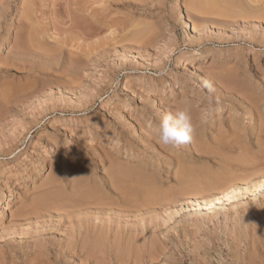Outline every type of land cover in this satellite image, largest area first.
Wrapping results in <instances>:
<instances>
[{"label": "rangeland", "instance_id": "374dc122", "mask_svg": "<svg viewBox=\"0 0 264 264\" xmlns=\"http://www.w3.org/2000/svg\"><path fill=\"white\" fill-rule=\"evenodd\" d=\"M183 107L193 138L164 145ZM263 166L264 0H0V264H42L32 247L87 220L230 264L264 238ZM75 175L107 208L37 206Z\"/></svg>", "mask_w": 264, "mask_h": 264}, {"label": "bare ground", "instance_id": "6f19581e", "mask_svg": "<svg viewBox=\"0 0 264 264\" xmlns=\"http://www.w3.org/2000/svg\"><path fill=\"white\" fill-rule=\"evenodd\" d=\"M226 4L227 3H225V5ZM242 7H244L246 9V6L242 5ZM229 8H231V7H229ZM240 8H241V6H240ZM74 180H75L74 181L75 184H77L80 187H75L76 189L72 190L70 193L56 192L55 194H46V196H44L38 200L37 206L41 207V208H46V209H50V208L52 209L53 208V209L57 210L58 212H60V217H61V215H65L64 213H67V212L68 213L69 212H74V213L78 212V214H79L80 211L85 212V210L86 211L90 210L91 212L92 211L94 212V209H96V208L99 209L98 207H100L102 210H104L103 208H107L105 205H106V203L108 204V202H106L105 199L101 198L100 196L99 197L96 196L94 193V190H91L88 187H83L82 181L77 176H76V178H74ZM221 181H223L222 178H221ZM219 182H220V180H219ZM118 187H117V189H118ZM121 192L123 193L124 191H121ZM124 193L126 194V192H124ZM226 194H224V196H226ZM213 201H215V200H213ZM218 201H219V199H218ZM218 201L216 200L215 203H218ZM111 202H113V201H111ZM131 202H133V201H131ZM131 202L128 199L123 197L121 204H117L118 205L117 207L122 206V208L123 207L127 208V205L129 206V204ZM211 202H212V200H211ZM113 206H114V208L116 207L114 204H112V207ZM92 208H94V209L92 210ZM131 208H133V207H131ZM87 209H89V210H87ZM50 211H52V210H50ZM57 214H59V213H57ZM68 217L69 216H67L65 218H68ZM62 218H64V216ZM69 220H68V222L70 223L72 220L71 221H69ZM78 220H83V219H78ZM82 222H84V221H81L80 224H78V222H75L74 223L75 229H73L74 227L69 226L68 231L70 230V234H69V232L67 234H69V236H71V238L69 237L70 238L69 239V238H67L68 236H65L63 238L64 239L63 241H65V238L67 239V241L65 243L63 242V244L61 246L58 243V246H60L59 249L56 246L57 244H54L57 248H55V246L51 247V248L57 249L58 252L54 249L53 250L54 252L52 253V249L51 250L49 249L50 245L52 246V242L49 243L50 245L47 248H45L47 245L44 244V245H46L44 247V249H42L43 244H42V246L40 245L41 251H40L39 246H37V249L36 248L33 249L34 247L29 246V247H32L31 251H35V250L38 251L39 250V252H36V251L34 252V254L39 253V255H41L40 257H42V258H40L39 255L37 254L38 257L40 258V259L37 258V260H40L42 262V264H74V261L77 257V254H79V256H81L80 253H83V255H84L83 257H85V258H82L85 260H83L84 263H81V264H90V263L92 264L93 263L92 260L93 261L95 260L93 264H107V263H103L105 261V258H106V260H107V258H110L112 260V262H113V259H115V260H117V261H115V263H117V264H215L216 262H219L221 260V259L219 260L218 258L214 259L215 256L213 254H210V252L209 253L205 252L206 249L204 251H202L203 253L201 252V253H198L196 255H193V253H192V256H189V255L186 256V254H179V253H168V254H166L165 250L167 247H166L165 241L162 240L161 238H158L154 241H153V239H150L152 241H150L148 244H146L145 243L146 241H145L144 244H146L148 246L140 244V242H138V241L136 242V240L134 241L133 236L131 237V239H129V238L127 239L125 237H124V239H122L123 236H121L122 235L121 234L120 236H118V238H117L118 240L117 239L115 240V238L117 236H115V238L111 235L109 236V233H108L109 231L107 228H109L110 226H108V225H106L107 227L105 226V228L108 231L107 232V231H103V229H101V227H99L94 222H88V220L84 223H82ZM71 223H73V222H71ZM76 224H78V225H76ZM70 225L72 226L73 224H70ZM70 228H72L74 231L71 230ZM105 228H104V230H106ZM71 231H73L75 233L72 234ZM111 237H113V238H111ZM253 239H255V238H253ZM250 240L252 241V239H250ZM49 241H52V239L51 240L49 239ZM247 241L248 240L238 241L235 244L233 249L231 248V245H229V249L227 250L224 257L228 258V262L230 264H264V238L259 240V241L258 240L254 241V242L250 241L251 245H248L249 241L248 242ZM60 242H61V240H60ZM213 245L214 244H212V246ZM33 246H35V245H33ZM144 246L147 249H145L143 251L142 249L145 248ZM213 248H214L213 251H215L216 246L214 245L212 247V249ZM55 251L57 252V254H55ZM49 252L52 253V255L49 254ZM34 254H32V256ZM37 255H35V256H37ZM13 256H14V254H13ZM35 256H33L34 260L36 258ZM86 258H87V260H86ZM90 259H91V262H90ZM11 260H12V258H11ZM83 261L81 260V262H83ZM108 262L110 263V261H108ZM224 264H227V262L225 261Z\"/></svg>", "mask_w": 264, "mask_h": 264}, {"label": "clouds", "instance_id": "9594fccd", "mask_svg": "<svg viewBox=\"0 0 264 264\" xmlns=\"http://www.w3.org/2000/svg\"><path fill=\"white\" fill-rule=\"evenodd\" d=\"M203 87L211 90V83L204 82ZM213 109L208 108L206 115L211 114ZM195 131L191 116L187 107L178 108L174 113L169 112L163 116L158 125V136L164 145L178 147L189 143Z\"/></svg>", "mask_w": 264, "mask_h": 264}]
</instances>
